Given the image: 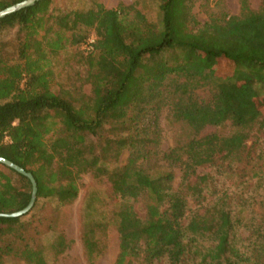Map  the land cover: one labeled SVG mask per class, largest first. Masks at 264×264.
Returning a JSON list of instances; mask_svg holds the SVG:
<instances>
[{
	"label": "trees",
	"instance_id": "16d2710c",
	"mask_svg": "<svg viewBox=\"0 0 264 264\" xmlns=\"http://www.w3.org/2000/svg\"><path fill=\"white\" fill-rule=\"evenodd\" d=\"M20 1L0 0V10ZM148 1L158 4L157 23L137 3L58 10L55 0L0 18V157L37 186L27 213L0 217V264H49L29 218L39 199L71 203L89 171L107 178L117 204L107 221L85 227L89 263L103 255L112 224L113 264H264V167L253 185L244 182L256 195L250 203L216 184L238 165H253L247 140L264 133V0L257 9L239 0L238 14L212 12L215 0ZM196 2L208 14L203 22ZM89 29L92 49L77 52L85 93L59 85L52 66L59 52L86 43ZM221 62L228 71L217 72ZM163 111L188 132L161 151ZM208 126L231 131L201 134ZM124 149L125 163L108 166ZM133 192L143 197V217L128 201ZM30 195L29 178L0 163V213L24 208ZM68 245L59 234L49 251L57 258Z\"/></svg>",
	"mask_w": 264,
	"mask_h": 264
},
{
	"label": "rangeland",
	"instance_id": "374dc122",
	"mask_svg": "<svg viewBox=\"0 0 264 264\" xmlns=\"http://www.w3.org/2000/svg\"><path fill=\"white\" fill-rule=\"evenodd\" d=\"M263 0H249V5L252 9H257ZM96 3L103 5L106 8H114L119 3L134 7L135 3L144 10L149 21L157 23L159 21L158 4L154 1L144 0H55L54 7L58 10L69 9H87L94 6ZM210 10L212 12H227L229 14H238L240 11L239 0H220L219 2H210ZM193 13L196 18L203 22L208 18L205 8L196 2L193 6ZM2 36L11 40L14 36L13 31H6ZM95 37L92 30H88L87 39ZM83 45V44H82ZM70 46L59 52L53 58V69L59 85L66 88H80L85 93H89V85L83 83L85 76L84 65L81 64L78 50L82 48ZM217 72L228 71V67L224 63H219L216 66ZM264 108V106H263ZM165 111L160 117V126L162 140L160 150H167L173 146L179 139L185 137V127L182 125H171L166 117ZM218 131L223 134L230 133L229 126L216 128L208 126L201 134ZM247 150L250 152V162L253 165H238L232 174L217 178V190L227 189L231 195H241L248 198V203L254 198L255 192L244 183L249 182L248 186L256 182L254 173L261 171L264 167V133L252 132L247 140ZM128 151L124 149L116 163H110L108 166L123 165L127 158ZM259 154H262L259 157ZM158 164H164L159 160ZM180 170L174 168L175 178L173 186H180ZM243 182V183H242ZM78 194L77 197L69 204H62L57 199H39L33 217L31 219L35 226L41 231L37 236L40 246L43 248L49 264H91L86 259L85 250L82 240V235L90 223L93 221H107L111 213L117 209V204L111 192V186L105 176L96 175L93 171L82 173L78 179ZM128 201L132 204L138 216L145 215V205L141 194L132 193ZM189 197L190 208L196 209L197 206ZM236 200H234V203ZM238 203V202H237ZM236 203V204H237ZM201 211V210H200ZM250 212V208H246L243 215ZM62 234L68 242V248L59 257L54 258L49 245L55 238ZM106 249L103 255L93 264H113L116 255L119 251V237L117 231L112 224H107L106 237L104 238ZM6 264H26L22 260L9 259Z\"/></svg>",
	"mask_w": 264,
	"mask_h": 264
},
{
	"label": "water",
	"instance_id": "95a60500",
	"mask_svg": "<svg viewBox=\"0 0 264 264\" xmlns=\"http://www.w3.org/2000/svg\"><path fill=\"white\" fill-rule=\"evenodd\" d=\"M35 1H37V0H23V1H20L18 3H15V4L5 8V9H2V10H0V18L6 16L8 14H11L13 12H16L22 8L33 5L35 3ZM0 163L4 164L10 168H13L14 170H16L18 173H20L22 175H25L26 177L29 178V180L31 182V195H30V200H29L28 204L24 208H22L18 211L8 212V213H0V217H19L21 215H24L34 205V202L36 199V192H37L36 182H35L31 173L26 172L23 168L16 165L15 163H13V162H11V161L3 158V157H0Z\"/></svg>",
	"mask_w": 264,
	"mask_h": 264
},
{
	"label": "built area",
	"instance_id": "2783aa9c",
	"mask_svg": "<svg viewBox=\"0 0 264 264\" xmlns=\"http://www.w3.org/2000/svg\"><path fill=\"white\" fill-rule=\"evenodd\" d=\"M93 42H94V37L87 39L86 43H84L82 45V48L86 49V50L92 49ZM4 140H5V142H9V138L8 137H5Z\"/></svg>",
	"mask_w": 264,
	"mask_h": 264
}]
</instances>
